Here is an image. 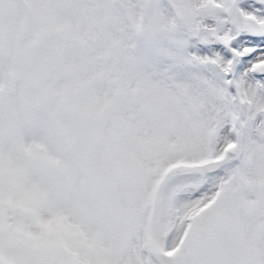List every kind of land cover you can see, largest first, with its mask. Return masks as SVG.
Here are the masks:
<instances>
[{
    "label": "snow or ice",
    "instance_id": "1",
    "mask_svg": "<svg viewBox=\"0 0 264 264\" xmlns=\"http://www.w3.org/2000/svg\"><path fill=\"white\" fill-rule=\"evenodd\" d=\"M0 264H264V0H0Z\"/></svg>",
    "mask_w": 264,
    "mask_h": 264
}]
</instances>
